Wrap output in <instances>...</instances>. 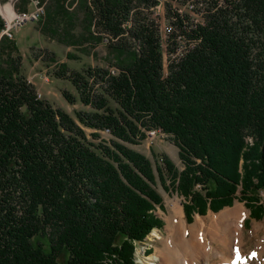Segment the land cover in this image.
Masks as SVG:
<instances>
[{
	"label": "trees",
	"instance_id": "obj_1",
	"mask_svg": "<svg viewBox=\"0 0 264 264\" xmlns=\"http://www.w3.org/2000/svg\"><path fill=\"white\" fill-rule=\"evenodd\" d=\"M53 1L44 32L57 33V15L68 11L64 0ZM78 1L117 38L119 73H71L80 102L90 106L75 117L36 97L16 42L0 35V264H135L133 242L163 223L155 170L165 190L183 197L188 223L234 199L249 218L264 219V0H240L239 13L236 1L217 7L194 32L201 42L164 78L152 22L133 20L152 0ZM3 26L0 17V32ZM254 30L262 35L258 48L247 33ZM105 128L110 138L101 137ZM153 129L177 147L180 170L166 156L154 170L127 146Z\"/></svg>",
	"mask_w": 264,
	"mask_h": 264
},
{
	"label": "rangeland",
	"instance_id": "obj_2",
	"mask_svg": "<svg viewBox=\"0 0 264 264\" xmlns=\"http://www.w3.org/2000/svg\"><path fill=\"white\" fill-rule=\"evenodd\" d=\"M5 1L0 0L1 3ZM32 1L19 0L14 8L18 12L32 10L34 7ZM171 1L167 0V4ZM186 1L176 0L175 3L181 5ZM228 1H236L234 7L238 8V13L242 11L240 0ZM40 3L44 5V15L38 21L28 20L14 29V39H11L16 42L21 55L20 70L24 76L31 75L30 83L33 84L35 93H41L40 99L46 100L53 107L60 108L75 117L76 111L89 110L90 106H85L80 102L79 95L68 76L75 71L82 72L89 67L105 69L109 66H117L116 50L118 49L114 48L117 44L105 45L101 43V37L111 32L102 27L97 14L91 19L78 0H64L63 5L68 11L66 14L57 15L59 21L57 33H52L49 30L44 32L42 30L43 21L47 9L53 6L54 1L41 0ZM234 7L232 6L231 9L233 10ZM138 9L133 20L137 18L140 23H144L151 12H143L140 7ZM231 14L230 12L228 17L231 16L232 20H235ZM247 33L256 41L253 46L260 47L261 33L256 30ZM124 41L129 49L137 52L136 45L131 38L127 36ZM256 48H254V52ZM129 57L128 52L121 54L123 59ZM62 64L67 68L66 78L58 75ZM44 77L48 78V82L43 81ZM99 84L100 80L95 84V92L102 93ZM63 91L73 96L75 102L68 103L62 95ZM109 105L111 107L118 106L110 98ZM85 130L87 133L92 131L86 127ZM100 133L101 137L110 138L109 134H104L102 131ZM146 136L139 144H127V146L146 155L154 170L156 164L163 166L162 156H166L179 170L182 168L183 164L178 157V149L171 139L158 134L153 136L150 132H146ZM155 176L154 188L162 196V207L157 206L155 213L163 223L162 227L154 228L148 236L146 235L145 241L137 244L135 254L140 264H152L154 259L157 260L154 257L156 251L164 254L165 257L170 255L173 264H181L183 259L188 260L191 264H230L229 261L231 263L233 261L235 264H264V219L249 218V209L243 201L237 199H234L230 206H225L217 212L208 210L205 215L194 214L190 223L186 221L183 213L188 230L189 227L197 224V220L200 221L201 227L197 230L196 235L192 236V233L188 232L184 240L177 232L173 237H170L169 230L174 227L172 221L168 222V218L171 217L173 211V201L177 200L183 211V197L173 190H165L156 170ZM163 177H166V174ZM167 186L169 189V185ZM260 195L264 199V192H261ZM232 210L238 212L240 217L235 221L232 233L233 237L238 233V238H234L232 251L228 255L221 252L223 246L220 244L218 236L222 235V232L227 228L225 219L229 213H233ZM62 254H66L65 251ZM63 259L62 256L59 262H62Z\"/></svg>",
	"mask_w": 264,
	"mask_h": 264
},
{
	"label": "built area",
	"instance_id": "obj_3",
	"mask_svg": "<svg viewBox=\"0 0 264 264\" xmlns=\"http://www.w3.org/2000/svg\"><path fill=\"white\" fill-rule=\"evenodd\" d=\"M175 1L172 0L167 4V0H152L151 6L143 7L145 12H151L147 20L152 22V28L154 29L155 43L161 58L162 78L169 74L171 66H176L188 52L196 48L201 42V36L194 32L198 26L207 24L209 14L219 6L230 7L229 3L233 2L228 0H187L183 4L177 5L178 3L176 4ZM18 2L19 0L0 2V17L4 22L0 35H4L10 40L14 39V29L28 20L38 21L45 12L44 5L39 0L32 1L34 4L32 10L18 12L14 8ZM5 6H9L12 10V17L7 16ZM116 39V37L104 34L101 43L107 45L115 42ZM105 69L110 76H116L119 73L116 66H109ZM30 81L31 79H28V82ZM43 81L48 82V78L44 77ZM36 97L40 99L41 93L36 92ZM101 131L110 135L107 128ZM148 132L153 136L158 134L167 137L160 129ZM248 141L251 140L248 139ZM143 241H145V238L133 242L132 258L135 264H140L135 254L136 246ZM156 261L158 262V260H154V262ZM107 264H112V262L108 260Z\"/></svg>",
	"mask_w": 264,
	"mask_h": 264
},
{
	"label": "bare ground",
	"instance_id": "obj_4",
	"mask_svg": "<svg viewBox=\"0 0 264 264\" xmlns=\"http://www.w3.org/2000/svg\"><path fill=\"white\" fill-rule=\"evenodd\" d=\"M6 14L8 17H12L13 13L12 10L9 8V6H5ZM173 211L171 214V217L168 218V222L173 224V227L170 231V237H173V235L177 232L179 235L183 237L182 240L186 239V236L188 232L192 233L191 235H196L197 230L199 227H201L200 221L197 220V224H195L193 227H189V230L187 229V226L184 221V215L181 206L179 205L178 201H173ZM233 212V210H232ZM228 214V213H227ZM240 215L238 212L229 213L227 218L225 219L227 228L224 232H222V235L218 236L220 244L223 246V250L221 252L223 254H230L234 245V238H238V233L235 234L233 237V225L235 224V221L239 219ZM199 218V217H198ZM222 221V220H221ZM224 221V220H223ZM224 223V222H223ZM224 225V226H225ZM224 228V227H223ZM220 247V246H219ZM154 257L158 260V262H153V264H173V262L170 260L171 256H164V254H160L158 251L155 252ZM155 260V259H154ZM181 264H191L188 262V260L183 259ZM230 264H235V262L229 261Z\"/></svg>",
	"mask_w": 264,
	"mask_h": 264
},
{
	"label": "crops",
	"instance_id": "obj_5",
	"mask_svg": "<svg viewBox=\"0 0 264 264\" xmlns=\"http://www.w3.org/2000/svg\"><path fill=\"white\" fill-rule=\"evenodd\" d=\"M26 78H27V79H32V78H31V75H28V74L26 75ZM42 88H43V86H42ZM42 94H43V92H42ZM146 137H147V136H146Z\"/></svg>",
	"mask_w": 264,
	"mask_h": 264
}]
</instances>
